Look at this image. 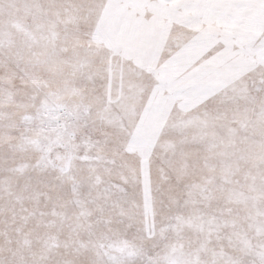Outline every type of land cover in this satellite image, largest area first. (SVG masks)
I'll list each match as a JSON object with an SVG mask.
<instances>
[{"label":"rangeland","instance_id":"374dc122","mask_svg":"<svg viewBox=\"0 0 264 264\" xmlns=\"http://www.w3.org/2000/svg\"><path fill=\"white\" fill-rule=\"evenodd\" d=\"M0 264H264V0H0Z\"/></svg>","mask_w":264,"mask_h":264}]
</instances>
